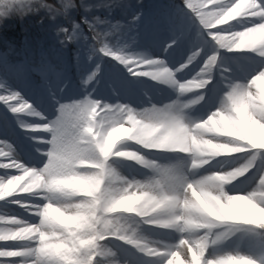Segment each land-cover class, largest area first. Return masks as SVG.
<instances>
[{
  "label": "snow or ice",
  "instance_id": "1",
  "mask_svg": "<svg viewBox=\"0 0 264 264\" xmlns=\"http://www.w3.org/2000/svg\"><path fill=\"white\" fill-rule=\"evenodd\" d=\"M34 10L32 0H0V16ZM163 26L170 36L165 52L188 41L175 69L159 58L126 54L99 33L83 37L87 60L99 59L81 70L83 98L62 102L57 93L67 85H46L59 113L55 121L19 91L0 94L17 127L43 145L35 152L46 160L41 167L30 163L0 133V202L28 214L0 215V223L11 225L0 228V242H14L0 244V264H256L244 255L209 258L208 249L221 239L210 231L217 225L264 229V171L253 191L226 190L250 180L264 155V0H178ZM77 28L61 29L67 41ZM222 53L248 56L259 67L236 82ZM104 58L188 98L141 113L95 99ZM189 68L194 74L178 80ZM201 105L207 115H186ZM241 154L246 159L239 166L190 178L221 157Z\"/></svg>",
  "mask_w": 264,
  "mask_h": 264
},
{
  "label": "rangeland",
  "instance_id": "2",
  "mask_svg": "<svg viewBox=\"0 0 264 264\" xmlns=\"http://www.w3.org/2000/svg\"><path fill=\"white\" fill-rule=\"evenodd\" d=\"M177 2L178 0H32L35 6L32 13L24 15L23 19L13 16L0 27V94H6L5 89L19 91L29 102H35L49 121H55L59 113L47 94L46 85L48 83L67 85L63 93H57L62 102L68 103L72 98H83L81 70L94 67L99 59L93 57V63L87 60L90 51L89 47L85 46L83 37L90 38L95 33H99L101 39L106 40L110 45L123 48L126 54L144 60L159 58L166 61L169 68L175 69L184 62L188 41L165 52L164 45L170 36L164 30L163 22L166 16L174 11V8L170 10L164 6V3L175 5ZM49 8L53 11H49ZM136 16L142 19L138 24H133ZM85 18L88 23L84 22ZM153 22L159 24V28H152ZM89 24L93 26L95 32L89 28ZM74 25H79V28L76 29V38L71 41L75 52L71 59L66 50L67 38L61 29H68L71 34ZM192 36L194 32L190 34L189 39ZM147 41L155 43L153 48V44H149L150 50L144 48ZM88 44H91L90 40ZM222 55L225 57L223 63L232 70L236 82H246L247 77L254 74L259 67L258 60L242 54L222 53ZM143 70L153 71L156 70V66L145 65ZM194 71L195 69L189 68L178 72L177 79L180 81L185 77L188 79ZM33 74L39 78L40 83L37 85L33 82ZM72 75L79 76L78 82L71 79ZM99 81L95 92L92 93L93 98L109 104L126 103L138 113L151 109L153 105L160 108L177 99L188 98L180 96L174 87L149 77L133 76L126 69L121 72L117 68L116 61L110 58H104L102 62ZM218 83L219 76L213 81V84ZM113 88L118 95H113ZM222 91L217 93L216 102L211 110H215L218 106ZM201 113L207 115L203 105L197 106L191 113L186 110V115L195 116ZM0 133L13 140L18 145L21 156L30 163L41 167L46 162L35 152L37 146L43 147V145H35L27 138L28 134L17 127L14 115L7 111L3 103H0ZM160 155L173 156V154ZM245 159L243 154L240 157H221L213 166L198 171L195 177L190 178H201L212 171L239 166ZM10 171L18 174L14 170ZM261 171H264V155L260 156L254 162V167L250 169L248 174L252 177L250 180L245 179L235 187L228 185L226 190L229 194L234 192L246 194L253 191L257 187L256 180ZM18 210L23 211L16 205L0 202V215L23 217ZM4 227L11 225L0 223V228ZM253 229V226L229 224L212 228L210 231L213 236L221 234V239L209 247L208 257L244 255L263 264L264 245L259 240L253 239L251 243L245 242L247 234ZM3 243L14 242H0Z\"/></svg>",
  "mask_w": 264,
  "mask_h": 264
},
{
  "label": "clouds",
  "instance_id": "3",
  "mask_svg": "<svg viewBox=\"0 0 264 264\" xmlns=\"http://www.w3.org/2000/svg\"><path fill=\"white\" fill-rule=\"evenodd\" d=\"M13 16H19L20 19H23L24 14H21V13H12V14H6V15L0 16V27L3 26V24L5 23L6 20L12 19Z\"/></svg>",
  "mask_w": 264,
  "mask_h": 264
},
{
  "label": "bare ground",
  "instance_id": "4",
  "mask_svg": "<svg viewBox=\"0 0 264 264\" xmlns=\"http://www.w3.org/2000/svg\"><path fill=\"white\" fill-rule=\"evenodd\" d=\"M23 210V209H22ZM20 213H21V215H23V217H24V215H28L27 213H25L24 211H20V210H18Z\"/></svg>",
  "mask_w": 264,
  "mask_h": 264
}]
</instances>
